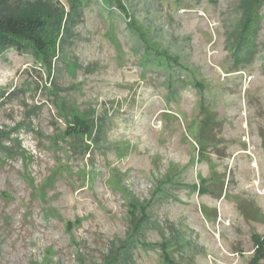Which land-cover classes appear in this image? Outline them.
<instances>
[{
  "label": "rangeland",
  "instance_id": "rangeland-1",
  "mask_svg": "<svg viewBox=\"0 0 264 264\" xmlns=\"http://www.w3.org/2000/svg\"><path fill=\"white\" fill-rule=\"evenodd\" d=\"M80 1L50 66L0 54V264H264V4L236 63L240 0Z\"/></svg>",
  "mask_w": 264,
  "mask_h": 264
},
{
  "label": "trees",
  "instance_id": "trees-1",
  "mask_svg": "<svg viewBox=\"0 0 264 264\" xmlns=\"http://www.w3.org/2000/svg\"><path fill=\"white\" fill-rule=\"evenodd\" d=\"M80 2V0H70L67 12L63 8H53L40 0L25 6L0 8V54L13 48L19 53H30L43 64L50 66L52 58L56 57L59 47L71 33L77 17L81 15V11L77 9ZM105 4L108 7L114 4L121 13L127 14L121 0H105ZM263 4L264 0H240L239 2L241 14L232 45V55L236 63L248 60L253 54L260 24V7ZM202 113L199 137L206 132L211 122V112L208 108L203 106ZM72 122L71 126H76L74 128H79L80 132H90L91 124L79 116L74 115ZM80 142L73 143V147L76 145L77 150L84 153L87 145ZM214 188L215 191L207 187H201V190L220 196L223 192L222 182L216 184ZM247 205L238 204V209L246 217L250 215ZM253 242L254 257L264 259V232L253 236ZM110 261L107 264H111Z\"/></svg>",
  "mask_w": 264,
  "mask_h": 264
}]
</instances>
